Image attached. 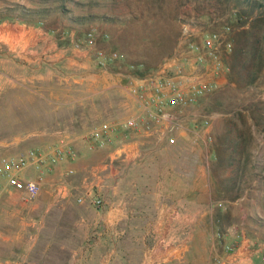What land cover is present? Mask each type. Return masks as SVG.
Segmentation results:
<instances>
[{"label":"crops","instance_id":"0c3cea01","mask_svg":"<svg viewBox=\"0 0 264 264\" xmlns=\"http://www.w3.org/2000/svg\"><path fill=\"white\" fill-rule=\"evenodd\" d=\"M203 39L195 43L202 47ZM100 48L85 46L70 52L67 46L54 43L50 29L35 22L4 19L0 22V96L10 88L42 95L38 83L55 74L65 78L71 73L86 87L79 95L80 103L98 102L99 108L107 109L100 110L107 121L97 126L135 119L144 122L147 107L128 87L137 72L119 65L94 69L89 53L99 61L96 51ZM220 54L222 66L217 73L209 56L206 64L197 65L196 52L191 48L178 68L185 76L216 83L218 88L227 81L229 69L226 51ZM114 61L109 58L105 64ZM178 68L163 70V74L175 77ZM197 103L166 106V112L179 118L182 125L174 132L175 143H169L170 135L164 133L171 123L169 117L149 131L130 128L119 132L105 147L91 146L85 134H67L74 141L78 157L56 165L33 200H24L20 191L0 179V264H48L38 259V253L50 246L45 241L53 235L43 227V221L57 209L69 207L78 212L76 224L82 241L71 248L70 258L55 264H129L119 255L123 252L142 253L139 264H185L200 224L207 220L213 225L226 216L219 207L223 201L214 194L209 165L197 162L200 152L195 128L203 126L207 118H199L194 107ZM60 136L48 140L54 144ZM11 143L18 148L20 140L14 137ZM69 169L74 173L66 174ZM25 176L34 178L37 172L29 168ZM87 193L102 198L103 206L95 207L88 199L78 200ZM218 231L223 249L217 261H232L237 255L241 264H264L262 247L238 226H224ZM226 243L237 245V253H228ZM60 250L69 251L68 243H61Z\"/></svg>","mask_w":264,"mask_h":264},{"label":"rangeland","instance_id":"374dc122","mask_svg":"<svg viewBox=\"0 0 264 264\" xmlns=\"http://www.w3.org/2000/svg\"><path fill=\"white\" fill-rule=\"evenodd\" d=\"M251 1L257 7L250 17L247 0H0V22H35L50 29L54 43L67 46L70 52L78 49L77 43H84L91 29L107 33L98 38L97 46L108 54L124 55L123 61L100 64L89 53L94 69L119 65L144 74L167 72L180 67L191 43L208 33L221 32L232 41L243 28L256 34L254 45L260 56L243 60L232 56L233 49L226 52L232 64L226 71L227 81L194 105L200 119L210 120L209 127L195 128L197 162L209 165L214 194L223 201L219 207L226 216L213 225L207 220L200 224L185 264H217L223 249L218 229L235 225L262 247L264 257V0ZM239 17L245 21L243 27L235 26ZM74 78L71 73L65 78L55 74L41 81L37 85L42 95L10 88L0 96V156L45 147L54 135H84L107 121L100 103H80L79 95L86 87ZM14 137L20 140L18 148L11 143ZM215 149L221 155L219 161H215ZM77 216L76 209L69 207L57 209L43 221L53 235L38 259L55 264L71 257V248L82 241ZM61 243H68L69 251H61ZM119 255L129 264H139L142 253Z\"/></svg>","mask_w":264,"mask_h":264},{"label":"built area","instance_id":"2783aa9c","mask_svg":"<svg viewBox=\"0 0 264 264\" xmlns=\"http://www.w3.org/2000/svg\"><path fill=\"white\" fill-rule=\"evenodd\" d=\"M101 36L102 38L107 37V33L101 34L97 28H93L87 33L84 43H77L76 46L78 48L85 46L88 48L96 47L97 40ZM190 48L196 52L195 63L197 65L206 64L208 62L206 56H209L214 65V72L217 73L222 66L220 51H231L233 49V41L221 32H211L204 36L202 47L193 42ZM96 54L100 64H105L109 58L112 60H123L124 58V55L117 52L109 53L108 58L101 48L96 51ZM137 75L129 80L128 87L130 92L142 100L147 107L146 119L144 122L135 119L130 123H110L89 130L84 137L91 143V146L105 147L114 141L117 133L126 132L130 128L152 130L163 121L164 117H169L171 120L164 133L170 135L168 138L169 143H175L174 132L180 129L182 125L179 118L171 117L166 112V106L169 104L182 106L195 104L199 98L217 89L216 83L185 76L181 68H178L175 77L165 76L162 70ZM209 124L210 120L206 118L202 127L207 128ZM207 138L212 140L210 134L207 135ZM77 157L78 152L74 146V141L67 134H63L54 144L45 147H30L21 152L1 156L0 179L5 180L11 188L20 191L24 200L30 201L39 195L47 174L52 172L56 165L66 161H73ZM29 168H33L37 172L36 177L25 176V172ZM73 173V169L66 171L68 175ZM86 199L98 208L104 204L102 198L95 197L91 193H87L85 197H80L78 200L82 202ZM224 248L231 254H236L238 250L237 245L232 243H226ZM217 262L219 264H241L237 255L232 261L221 258Z\"/></svg>","mask_w":264,"mask_h":264},{"label":"trees","instance_id":"16d2710c","mask_svg":"<svg viewBox=\"0 0 264 264\" xmlns=\"http://www.w3.org/2000/svg\"><path fill=\"white\" fill-rule=\"evenodd\" d=\"M248 4V11H246L247 16H253V13L257 7V3L255 1L247 0ZM259 6H262V4H258ZM245 25V21H242L241 17L237 19V22L235 23V26L237 27H243ZM254 38V39H253ZM234 41V47L232 51V56H235L236 59L238 58H244L243 60H249V59H255L260 56L259 49L254 45V42H256V34L253 31H250L248 29L243 28L241 31L236 33V36L232 37ZM253 39V40H252ZM260 44H262V39L258 41ZM228 62L229 68H232V64ZM137 74H143L142 71H137ZM216 152V161H219L221 159V155L219 154V151L215 149Z\"/></svg>","mask_w":264,"mask_h":264}]
</instances>
